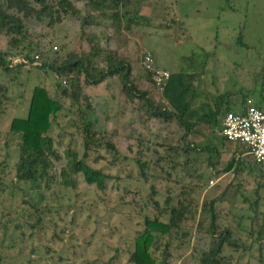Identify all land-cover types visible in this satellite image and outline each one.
Returning <instances> with one entry per match:
<instances>
[{
  "label": "rangeland",
  "instance_id": "1",
  "mask_svg": "<svg viewBox=\"0 0 264 264\" xmlns=\"http://www.w3.org/2000/svg\"><path fill=\"white\" fill-rule=\"evenodd\" d=\"M71 3L83 16L85 1ZM139 14L149 18L150 25L132 24L118 33L105 19L99 26L81 28L73 17L63 18L52 28L46 26V19H28L25 27L28 39L50 55L87 54V38L95 35L100 48L129 61L138 88L159 105L166 103L153 71L164 70L169 76L186 69L196 74L199 71H191L189 66L200 57L198 47L213 57L208 58L199 77L190 81L199 86L195 106L235 80L243 91L252 90L256 96L264 67V0H141ZM7 40L0 35V50L14 53ZM147 54L152 62L149 68L143 61ZM190 54L194 59L189 62L185 57ZM18 59L14 57L11 64ZM27 68L20 69L12 81L0 73V264H132L128 257L134 236L143 229V217L166 221L167 211L159 210L167 209L164 201L168 197L170 206L177 201L189 205L181 224L189 235L183 242L161 236L151 247L153 257L159 263L164 258L167 264H199L201 252L208 249L210 201L220 199L214 208L217 224L226 225V214L250 215L247 209L256 198L257 187V211L264 214V188L256 184L264 181V164L258 176L243 172L233 178L231 171L223 170L232 156L231 147L222 148L218 156L206 151L185 156L180 142L183 130L160 119L145 121L136 101L126 100L116 79L107 78L82 87L90 107L86 112L84 104L77 107L64 100L50 131L59 154L69 148L81 157L84 113L97 141H108L114 149L91 146L85 152L91 167L110 176L105 190L85 185L80 176H75V189L57 185L42 189L44 196L38 205L50 210L40 211V226L30 227L34 219L29 214L37 213L30 204L38 200L35 190L16 183L15 140L7 126L12 117L24 116L33 85H43L52 93L57 77L50 71ZM232 90L238 92L236 87ZM186 141L199 146L209 141L216 144L204 123L197 124ZM210 164L212 169L207 166ZM234 185H239L237 193Z\"/></svg>",
  "mask_w": 264,
  "mask_h": 264
},
{
  "label": "trees",
  "instance_id": "2",
  "mask_svg": "<svg viewBox=\"0 0 264 264\" xmlns=\"http://www.w3.org/2000/svg\"><path fill=\"white\" fill-rule=\"evenodd\" d=\"M79 1V0H75ZM83 16L80 10L73 6L71 0H0V35L8 38L7 45L16 50L10 53L0 50V73L12 81L20 69L28 67L53 72L57 79L52 93L46 87L35 84L29 91V98L24 116L12 117L8 123L10 135L15 140L16 161L14 163V178L16 183L26 185L28 189L36 192L38 201L31 202L30 206L36 214L30 213L29 218L34 221L30 227L40 226L41 219L38 215L43 209L38 202L43 199L42 189L50 190L52 186H62L75 189V176H80L85 185L104 191L106 182L110 176L99 168L91 167L85 160V152L91 146L104 147L114 150L108 141L104 144L97 141L95 131L90 127L88 119L81 114L82 119V148L83 155L77 156L72 149L65 148L58 153L50 136L53 124L58 112L63 108V101L68 100L71 105L81 107L84 104L85 112L90 108L86 96L82 94L83 86L95 85L107 78L116 79L120 93L129 102L136 101L137 108L143 110L144 120L160 119L164 122H172L183 130L180 138L183 154L188 152L206 151L209 156H218L222 148L231 147L232 156L226 163L223 170L231 171L233 178L240 176L243 172L259 175L260 166L264 163H256L252 159L245 160L244 147L225 139L220 134L222 118L226 112L243 110L247 98H261L264 93V67L261 70V77L258 83L256 96L253 91H243L241 85L235 80L233 84L216 91L215 94L204 96V101L197 106V94L199 86H192L191 79L204 71L208 58L213 55L198 47L200 53L198 59L193 54L185 59H194V65L190 62L191 71L185 70L169 74L160 88V96L165 105H159L148 97V92L138 88L135 78L132 76V67L129 61L117 59L113 51H104L94 41L95 35L90 34L87 38L89 44L88 53L66 52L63 56L53 52L46 53L43 46L38 42L30 41L25 22L28 19L41 21L47 20L46 26L52 28L63 18L73 17L82 26H99L101 19L108 20L115 33L123 27L128 29L132 24L150 25L149 18L139 14L141 0H84ZM21 45V47H20ZM64 49V46H60ZM18 50V52H17ZM18 56L22 62L11 64V60ZM150 56V55H149ZM151 58V56H150ZM100 61L104 65L95 63ZM192 66V67H191ZM187 69V70H188ZM149 74L147 79H149ZM200 82H198L199 84ZM238 84V86H237ZM236 87L238 92H233ZM1 98V96H0ZM1 105V99H0ZM3 108H0V113ZM200 123H204L211 130L214 143L209 141L204 146L187 142V135ZM232 144V145H231ZM219 146V147H217ZM57 165L60 166L56 174ZM210 169L213 165H207ZM257 175V176H258ZM203 177L199 175L198 178ZM256 181L257 186L264 188V181ZM236 193L239 185H234ZM1 189V188H0ZM258 188L254 193L256 198L251 206H248L250 215L247 214H226V225L217 224L218 213L214 210L220 199L209 202L208 215L210 216L207 233L209 243L207 250L202 251L199 264H264V214L258 209L257 196ZM264 190V189H263ZM170 198H166L164 204L167 209H160L165 212L167 220L161 221L158 217H143V229L138 232L132 240V251L128 261L132 264H167L163 258L160 263L153 257L151 247L161 236L172 237L178 242L188 238L189 231H185L181 224L187 218L185 211L189 205H183L177 201L175 206H170ZM5 227V225L3 224Z\"/></svg>",
  "mask_w": 264,
  "mask_h": 264
},
{
  "label": "built area",
  "instance_id": "3",
  "mask_svg": "<svg viewBox=\"0 0 264 264\" xmlns=\"http://www.w3.org/2000/svg\"><path fill=\"white\" fill-rule=\"evenodd\" d=\"M143 58L144 64L149 68V55ZM18 62L24 63L21 59ZM152 76L159 88L168 78L164 70L153 71ZM221 122L220 134L226 140L241 144L246 156L256 163H264V93L261 98H247L243 110L226 112Z\"/></svg>",
  "mask_w": 264,
  "mask_h": 264
}]
</instances>
